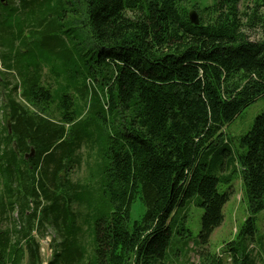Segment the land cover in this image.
<instances>
[{"label":"trees","instance_id":"obj_1","mask_svg":"<svg viewBox=\"0 0 264 264\" xmlns=\"http://www.w3.org/2000/svg\"><path fill=\"white\" fill-rule=\"evenodd\" d=\"M188 1L0 0V111L7 119L0 132V264H41L36 233L48 225L60 236L49 264H165L173 227L193 199L204 209L200 238L207 246L231 196L219 185L233 180L215 172L236 162L250 216L240 242L225 252L234 264H253L249 242L264 211V112L236 159L224 129L264 98V0H251L247 22L239 9L245 0L194 6L202 12L198 25ZM69 15L93 41L80 57L91 53L88 68L103 96L90 107L43 85L44 69L55 74L53 63L78 50L64 37ZM254 29L263 34L258 41L247 34ZM88 107L91 120H80ZM85 144L100 153L92 185L70 179ZM92 193L101 194L109 214L91 225L89 254L72 205L93 207ZM138 198L146 210L132 223ZM204 256L201 264H224Z\"/></svg>","mask_w":264,"mask_h":264},{"label":"rangeland","instance_id":"obj_2","mask_svg":"<svg viewBox=\"0 0 264 264\" xmlns=\"http://www.w3.org/2000/svg\"><path fill=\"white\" fill-rule=\"evenodd\" d=\"M216 0H189L185 7L190 11L195 10L200 19L202 12L195 9L194 6L203 9L206 6H212ZM253 3L251 0H245L240 3L239 9L243 14L244 22H247V16L251 14ZM206 15H204L205 17ZM208 19L207 17H205ZM76 18L70 15L64 23V31L70 33L65 34V40L71 42L78 50L69 58L65 57L62 61L54 64L55 74H52L49 67H46L42 74L43 85L49 87L54 95H68L77 107H83L84 101L88 102V106L95 102L96 96H103V90L93 76L92 70H89L88 64L93 63L91 53L84 56L90 49V42H93L82 24L76 22ZM76 22V23H75ZM59 32L52 31L51 34H58ZM248 36L252 41H258L263 34L260 30H248ZM31 38V34H27ZM72 46V47H73ZM100 49L97 48L96 51ZM96 67V66H95ZM101 75L98 79L101 80ZM12 83L15 80L12 76L8 77ZM97 93V94H95ZM21 103H24L20 99ZM25 104V103H24ZM82 109L80 120H91L92 114L90 108ZM0 132L7 125L4 112L0 111ZM264 112V98H260L257 102L250 105L236 119L227 125L224 129L225 144L230 151V157L238 158L247 149L241 146L242 138L247 135L253 128L258 116ZM58 118L57 113L54 114ZM103 142V139L100 138ZM82 164L80 167L74 168L70 173V179L77 184H90L94 182L93 176L97 175L99 163L101 162L99 149L91 150L85 144L82 149ZM216 164L222 162V157H216ZM215 170V168H214ZM240 166L236 162L228 172H224L223 168L216 170L215 174L224 175L232 174L233 180L231 183H221L219 185L220 193H231L230 200L224 207V221L211 235L208 245L201 244L202 218L204 209L195 204L196 199L186 203L185 207L180 211L177 223L178 227H173V235L170 249L167 252V257L164 260L165 264H201L202 258L207 253L216 255L223 260L224 264H234L230 254L225 252V246L231 242H240L238 236L249 218V211L247 202L244 200V188L240 176ZM95 185V184H93ZM46 205V202H43ZM91 204L80 206L78 204L72 205V211L79 216L78 224L83 227V243L88 246V253H91L90 233L94 227L95 221L99 218L107 217L109 209L103 202L101 194L92 193ZM145 206L140 198H138L132 205L131 222L139 221L145 213ZM13 218L19 222V216L14 213ZM256 232L252 242H249V250H251V260L253 264H264V211L256 215L255 218ZM85 221H87L85 223ZM10 224L5 222L3 226ZM87 224V225H86ZM92 225V229H91ZM89 228L91 230H89ZM187 231H183V229ZM185 234H184V233ZM179 233H182L181 235ZM187 236V237H186ZM37 240L40 244L41 264H49L52 261L53 255L57 250V245L60 242V236L55 227L45 226L41 231L36 233ZM90 244V245H89ZM26 260L25 264H27Z\"/></svg>","mask_w":264,"mask_h":264},{"label":"water","instance_id":"obj_3","mask_svg":"<svg viewBox=\"0 0 264 264\" xmlns=\"http://www.w3.org/2000/svg\"><path fill=\"white\" fill-rule=\"evenodd\" d=\"M189 18H190L191 23H193L194 25H198L200 23L198 14L195 10L190 11ZM32 156H34V150H32V153L30 155H27L26 158L28 159L29 157H32Z\"/></svg>","mask_w":264,"mask_h":264}]
</instances>
